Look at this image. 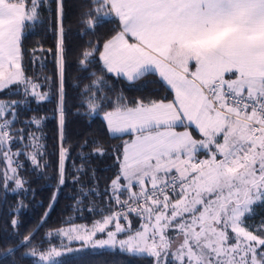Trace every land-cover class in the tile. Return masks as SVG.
Instances as JSON below:
<instances>
[{
	"label": "snow or ice",
	"instance_id": "6c2138e0",
	"mask_svg": "<svg viewBox=\"0 0 264 264\" xmlns=\"http://www.w3.org/2000/svg\"><path fill=\"white\" fill-rule=\"evenodd\" d=\"M66 7V0H0V187L34 194L23 172L31 168L43 178L51 166L46 117L16 124L23 106L54 94L56 192L71 179L77 207L84 204L79 210L96 217L53 230L68 243L38 247L39 229L19 232L14 213L26 207L21 200L10 213L12 233H4L7 251L0 258L27 248L37 264H73L75 241L100 255L115 250L127 264H264V0H88L85 33L105 20L117 27L80 52L78 69L88 83L77 86V114L100 118L109 138L121 143L109 148L94 140L86 153L84 140L76 158L63 134ZM53 20L55 72L44 81L54 88L45 91L25 68L24 41ZM37 51L31 50L33 64L43 58ZM149 84L164 94L125 95L124 85ZM108 155L115 173L99 207L88 165Z\"/></svg>",
	"mask_w": 264,
	"mask_h": 264
},
{
	"label": "trees",
	"instance_id": "16d2710c",
	"mask_svg": "<svg viewBox=\"0 0 264 264\" xmlns=\"http://www.w3.org/2000/svg\"><path fill=\"white\" fill-rule=\"evenodd\" d=\"M66 12L64 18L66 46H67V67H66V91H67V104H66V128L64 129V137L68 144L73 149V158H76L79 151L80 144L87 140L89 146L87 152H91L94 140L101 141L105 146L111 148L121 143L119 139H111L104 127L103 122L98 117H88L86 115L77 114V104L79 103L78 85L82 88L83 84L88 81L83 79L86 75L78 69V58L80 52L86 47L89 41L103 40L104 37L110 34L117 24L112 23L110 20L104 21V26L97 29L95 33H85L84 26L82 25V13H84L88 6V0H66ZM83 33V34H82ZM57 33L55 31L54 20L51 24L37 26L27 33V38L24 41V47L27 56L24 61L25 68L29 76L39 78V82L45 85L43 90H48L51 86L44 81V76H51L55 72V59L54 53L56 51ZM38 49L36 55L43 57L42 60L37 61L35 64L31 63L32 49ZM42 48L43 51L39 49ZM51 51H48V50ZM40 64L44 65L41 69ZM149 79H152L149 77ZM117 88L121 85L117 84ZM124 92L129 98L136 96H147L150 94L159 93L163 95V89L159 84H149L145 89H138L136 87H128L124 85ZM56 98L55 95H50L48 101L37 103L32 101L30 104L23 106L20 111V123L16 124L17 128L23 127L27 118L32 116H44L46 119L43 122L42 131L45 134V143L47 145L48 160L50 167L47 169L43 178L39 174L34 173L31 168L23 172L24 177L30 182V188L34 190L27 195H22L19 190L12 192L0 187V257H3L7 249L4 244L7 242V237L4 235L5 231L9 234L12 233L10 227H6L10 223V213L18 205V202L23 200L26 205L25 208L20 209L18 213H14L21 222L19 232L26 235L29 232H34L39 229L38 235L35 237V245L43 248L49 247V240L52 244L60 245L65 243L60 237H57L53 230L65 227L69 222L73 224H89L96 213H89L87 211H80L84 204L77 207L76 200L79 198V189L76 185L69 182L63 187L59 188L56 192L58 185L56 183V155L57 142H58V116L56 113ZM83 112V110H81ZM95 169V178L98 181L97 195L95 197L96 205L103 207L101 204V194L105 186L108 184L111 177L115 173L113 158L111 155L103 159L93 158L91 164L88 165ZM71 173V168H69ZM89 177H84L87 182ZM54 192H56L55 199L53 200ZM93 197H89V203ZM52 205L49 208V205ZM47 213L46 219L41 224L42 218ZM259 218H257L258 220ZM133 224L136 225L135 218ZM77 249V254L74 257L73 264H127L128 257L121 256L111 250L104 255L97 254L92 251L90 247H81L79 244H72ZM9 247L15 248V243L9 244ZM29 249L23 248L18 251L15 256L5 260L0 258V264H12L13 260L16 264H37L36 258L26 256L25 253ZM133 264H147V261H136Z\"/></svg>",
	"mask_w": 264,
	"mask_h": 264
},
{
	"label": "rangeland",
	"instance_id": "374dc122",
	"mask_svg": "<svg viewBox=\"0 0 264 264\" xmlns=\"http://www.w3.org/2000/svg\"><path fill=\"white\" fill-rule=\"evenodd\" d=\"M61 238V240H64L65 241V243H68V241L64 238V237H60ZM74 243H76V244H79L80 245V243L79 242H72V244H74ZM84 247H89V246H84ZM36 262H37V260H36Z\"/></svg>",
	"mask_w": 264,
	"mask_h": 264
}]
</instances>
